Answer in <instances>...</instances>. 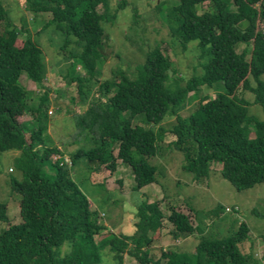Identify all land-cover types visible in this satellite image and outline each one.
I'll use <instances>...</instances> for the list:
<instances>
[{"label": "trees", "instance_id": "1", "mask_svg": "<svg viewBox=\"0 0 264 264\" xmlns=\"http://www.w3.org/2000/svg\"><path fill=\"white\" fill-rule=\"evenodd\" d=\"M23 1L30 11L51 13L42 29L53 25L63 35V54L73 45L70 59L85 75L74 76V65L68 75L86 104L75 122L90 135L92 146L72 153L70 165L63 162L58 147L47 146V112L42 111L47 92L40 96L39 105L29 106L28 90L20 82L25 76L37 88L44 86L48 67L43 50L26 28L7 19L0 0V152L19 153L14 163L22 175L10 179L11 191L19 195V222H8L7 203L0 201V221L8 222L0 232V264H103L105 252L117 262L126 254L139 264H161L150 255L153 234L166 220L174 240L187 237L198 228L190 216L172 205L165 215L158 201L143 199L136 206L131 231L114 234L100 221L99 211L70 170L83 160L94 172L113 173L119 161L131 171L132 190L155 183L157 169L150 160L160 154L159 133L166 131L160 124L169 116L176 120L167 129L174 137L171 145L182 154L181 167L194 182L208 178L215 163L220 164L221 177L237 190L264 183V120L248 114V102L237 97L240 89L250 91L254 103L264 105V0H177L171 6L176 21L170 23L169 43L186 50L194 42L199 49L201 71L184 83L168 82L169 57L160 43L147 50L132 74L119 70L97 80V61L105 42L102 22L114 17L98 10L99 5L106 7V0ZM204 2L208 10L199 12ZM21 32H27L24 38L18 37ZM245 42L251 46L248 59L236 50L237 44ZM214 84L222 90L198 99L187 115L180 114L189 92ZM93 86L97 94L92 93ZM26 113L37 122L28 137ZM140 113L142 124H133ZM220 209L217 204L208 216ZM249 231L241 220L228 235L202 234L194 243L193 255L173 243L161 251L162 264H251L253 253L240 246Z\"/></svg>", "mask_w": 264, "mask_h": 264}, {"label": "rangeland", "instance_id": "2", "mask_svg": "<svg viewBox=\"0 0 264 264\" xmlns=\"http://www.w3.org/2000/svg\"><path fill=\"white\" fill-rule=\"evenodd\" d=\"M7 13V19L16 26L28 32L43 50V59L48 67V77L44 80L42 88L23 76L20 82L28 90L29 106L35 107L40 103V96L47 92L43 112H47L44 118L46 123L47 146L60 147L63 153V162L69 165L70 155L76 150L88 149L92 146L89 134L76 126V117L83 112L86 104L79 99L77 86L71 82L69 75L71 65H74V76H84L85 71L80 65H76L74 59H70L72 44L65 50H60L63 35L56 31L53 25L43 28L51 18L48 11L33 12L26 9L23 0H1ZM161 2L160 4H157ZM177 0H106V7L99 5V12L111 14L114 17L110 21H103L105 42L101 48L102 58L97 61V80L108 78L112 72L118 73L124 70L128 74L133 73L137 65L143 63L147 50L155 43L162 45L163 52L169 57L170 79L184 83L194 73H200L199 49L194 42L189 43L186 50H182L178 44H171L172 39L170 23L174 22L171 6ZM207 2L198 6L199 12L208 10ZM27 32H21L18 37L24 38ZM250 42L237 44V53H244L245 58L250 57ZM68 58H67V55ZM264 79V75L262 76ZM222 90L221 85L214 84L211 87L202 86L196 92H189L186 98V106L180 112L187 115L193 104L200 98L214 97ZM92 93L97 94V87L93 86ZM238 98L248 102L247 112L260 120H264V105L254 103V94L250 91L239 90ZM51 110V113L48 111ZM135 116L133 124H142L144 115ZM26 121V137L33 124L32 115L26 113L23 116ZM176 123L173 116L166 117L160 125L166 128L159 133L158 146L160 154L150 160L157 169L155 183H149L139 190H132L135 185L128 166L116 161V169L113 173L102 170L94 172L87 168L83 160H79L71 168V177L77 182L83 192L88 196L93 208L99 211L100 221L103 222L114 234L129 233L132 222L135 221L136 206L141 200L158 201L159 207L165 215L172 205L187 213L193 225H197L194 233L187 237L174 240L170 234L171 225L163 220V227L154 233L149 245L150 255L160 259L164 258L161 251L177 244L180 250H185L193 255L194 243L202 234L207 237L225 236L236 231L238 224L244 220L250 227L249 238L241 244L245 252L254 255L251 264H264V183L257 184L250 189L237 190L229 181L223 179L220 174V164H211L209 176L199 183L192 180V174L182 169L183 157L171 145L173 136L167 132L171 125ZM252 125V124H251ZM157 128L158 124H152ZM35 127V126H34ZM33 127V128H34ZM252 129V126H251ZM16 151L0 152V201L7 203V215L9 223L20 221L18 194L13 193L10 187L11 177L21 179V172L15 166ZM54 157L52 160H56ZM48 170V169H47ZM49 172V170H48ZM223 209L212 216L209 211H214L216 206ZM192 210H191V209ZM252 210L255 213H252ZM8 222L0 221V232L7 227ZM106 232V231H104ZM108 232V233H109ZM107 233V232H106ZM103 264H139V262L126 254H123L121 262L111 258V254L105 252ZM151 264V263H149Z\"/></svg>", "mask_w": 264, "mask_h": 264}, {"label": "built area", "instance_id": "3", "mask_svg": "<svg viewBox=\"0 0 264 264\" xmlns=\"http://www.w3.org/2000/svg\"><path fill=\"white\" fill-rule=\"evenodd\" d=\"M48 113H51V110H49ZM69 165H70V163H69Z\"/></svg>", "mask_w": 264, "mask_h": 264}, {"label": "crops", "instance_id": "4", "mask_svg": "<svg viewBox=\"0 0 264 264\" xmlns=\"http://www.w3.org/2000/svg\"><path fill=\"white\" fill-rule=\"evenodd\" d=\"M60 149V147H58Z\"/></svg>", "mask_w": 264, "mask_h": 264}]
</instances>
